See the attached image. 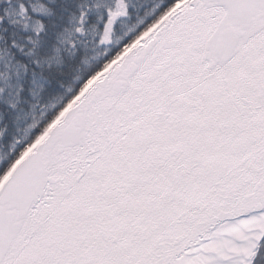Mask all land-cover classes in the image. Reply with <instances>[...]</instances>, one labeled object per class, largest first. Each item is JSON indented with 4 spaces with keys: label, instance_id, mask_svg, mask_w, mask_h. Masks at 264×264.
<instances>
[{
    "label": "snow or ice",
    "instance_id": "6c2138e0",
    "mask_svg": "<svg viewBox=\"0 0 264 264\" xmlns=\"http://www.w3.org/2000/svg\"><path fill=\"white\" fill-rule=\"evenodd\" d=\"M0 264H264V0H0Z\"/></svg>",
    "mask_w": 264,
    "mask_h": 264
}]
</instances>
